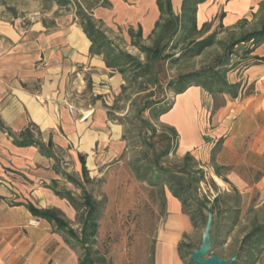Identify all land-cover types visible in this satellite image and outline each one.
Segmentation results:
<instances>
[{
	"label": "crops",
	"instance_id": "1",
	"mask_svg": "<svg viewBox=\"0 0 264 264\" xmlns=\"http://www.w3.org/2000/svg\"><path fill=\"white\" fill-rule=\"evenodd\" d=\"M107 1L111 7L93 11L99 25L122 26L127 21L129 31L139 25L142 37L152 35L160 17L157 0H129L132 6H125L124 0ZM209 1L198 7L199 30L206 22L202 7ZM91 46L75 15L24 27L0 21V264H79L65 236L55 233L47 220L36 218L28 206L59 210L74 220V207L55 193L57 188L75 197L76 190L63 163L58 165V153L72 160L78 176L73 179L83 183L107 173V166L126 149L123 127L110 119L107 109V100L121 90L124 79L107 68L104 55L91 54ZM252 50L226 74L235 95L190 87L175 97L160 123L175 131L180 156L191 155L196 169L207 171L219 193L238 192L243 203L254 198L261 206L264 62L255 59H264V44ZM240 61L250 65L243 68ZM69 105L91 108L94 114L79 123L68 112ZM27 130L44 152L14 142L22 141ZM165 197L167 215L158 231L154 264H184L178 246L194 227L168 189ZM33 220L38 224L31 226ZM261 259L258 264H264V252Z\"/></svg>",
	"mask_w": 264,
	"mask_h": 264
},
{
	"label": "rangeland",
	"instance_id": "2",
	"mask_svg": "<svg viewBox=\"0 0 264 264\" xmlns=\"http://www.w3.org/2000/svg\"><path fill=\"white\" fill-rule=\"evenodd\" d=\"M84 3L87 0H81ZM175 12L182 13V0H174ZM125 6H132L130 1ZM201 17L204 25L210 24L206 32L192 36L193 38L181 42L183 31L173 39L170 35L166 40L159 41V33L141 38L130 37V25L126 21L122 26L113 24L109 27L100 24L107 37L123 52L130 53L139 59L144 67L151 68L154 77L147 75L135 79L139 72L127 74L125 90L112 95L107 100L109 116L123 127V139L126 143L124 154L109 164L107 173L89 182H83L86 190L94 196L99 210V231L97 244L92 252L100 253L107 259V264H154L155 248L158 241V231L167 215L165 190L161 186H152L150 182H141L135 179L134 164L138 167H147L156 170L162 167L179 174L190 184L189 192L192 195L190 204L193 211L196 205H206L211 208L218 196H223L226 202L228 193H219L209 179L206 170L197 171L194 163L188 161L189 168L184 171V158L177 151V137L160 123L156 115L159 106L173 103L176 95L169 85L177 81L182 75L196 74L207 71L210 74H223L225 70L237 65V60L245 56L244 50L251 46L240 44L235 48L231 44L244 33L260 29L264 19V0H210L202 7ZM75 6L62 8L56 0H0V21L12 23L20 27L30 26L41 21L51 24L56 17L76 15ZM139 25L135 26L136 36ZM216 33V44L207 49L202 55L195 58L186 54V50L195 39H206ZM154 49L157 45L162 49L159 58L154 59L151 53H143L134 43ZM242 64V63H241ZM243 68L245 65H243ZM157 104V105H154ZM161 104V105H159ZM145 110L140 114L141 111ZM59 164L66 169L73 178H78L74 163L64 153H58ZM67 158V159H66ZM150 177V176H149ZM221 182V181H220ZM222 183V182H221ZM73 191L75 197L82 196V189ZM234 196L235 193H229ZM216 196V197H215ZM233 202V201H232ZM230 204L223 203L221 207ZM240 214L230 211L219 215L216 219L217 235L214 252L209 256L222 255L224 259L240 252L243 238L253 225L264 224V205L257 202L239 204ZM70 226L80 235L82 220L86 210L80 208ZM207 219L209 212L205 210ZM200 222L199 229H194L188 236L187 242L194 248L192 251L183 250L184 263L193 264L191 254L201 246L205 224ZM211 233V235H213ZM69 246L80 256L84 253L81 246L76 248L75 240L69 239ZM259 256L257 263L261 261ZM241 264H249L245 257Z\"/></svg>",
	"mask_w": 264,
	"mask_h": 264
},
{
	"label": "trees",
	"instance_id": "3",
	"mask_svg": "<svg viewBox=\"0 0 264 264\" xmlns=\"http://www.w3.org/2000/svg\"><path fill=\"white\" fill-rule=\"evenodd\" d=\"M58 5L62 8L70 7L72 5L75 6V12H76V18L78 19V23L80 26L83 27V30L87 36V38L91 41L92 46L90 49L91 54H98V55H104L105 62L107 68H111L114 72L119 73L124 81L127 79V74L131 72H140L139 74H136L135 79H138L139 77H145L152 74L154 77L151 68L144 67L142 63L139 61V59L135 58L133 55L127 52H123L121 49H119L112 40H110L105 31H103L102 26L99 25V23L94 20L93 18V11L95 8L103 7L108 8L111 7V3L107 0H87L84 3H82L81 0H56ZM129 1V0H124ZM208 0H183L182 2V13L180 16H177L174 12V9L172 8V0H157V7L160 11V17L158 21L155 23V29L152 32V35L159 33V41L166 40V36L170 35V38L173 39L177 34L183 31L185 32L181 37V42L188 41L192 39L194 35L204 33L209 28L210 24H206L202 27V29H198V23H197V14H198V7L201 4L206 3ZM130 37H142V28L139 27L138 32L135 36L134 30L131 29L129 31ZM216 33H212L208 36V38L203 39H195L189 46V48L185 51L187 55H189L192 58H195L196 56L202 55L207 49L214 46L216 42ZM251 43V47L256 48L260 45L264 44V19L262 23V27L260 29L252 30L251 32L244 33L239 39L234 41L231 44L232 48L237 47L240 44H249ZM134 46L139 48L140 51L143 53H151L152 57L154 59H157L160 57V55L163 53L162 49L159 48L158 45L154 49H149L144 46H142L139 42L134 43ZM250 47L246 48L244 50V54L249 55L252 53V50ZM244 59V58H243ZM257 60L263 61L264 59H255V62ZM243 64L245 67L249 66V62L247 61H240L238 64ZM238 66V65H237ZM237 66L231 67V69H227L223 74H210L207 71H201L196 74H188V75H182L180 76L177 81L171 82L169 85L174 89L175 95H181L184 91L189 89L193 86H200L202 87L207 93L211 94H236L234 93L235 87L229 85L227 82L226 74L230 71H233L237 68ZM127 87H123L122 89L125 90ZM157 105V104H154ZM161 105V104H159ZM173 103H168L167 105L159 106V110L157 111L156 115L158 117H162L163 115L167 114L171 108ZM145 110L140 112L143 113ZM0 128H3V125L0 121ZM171 130V129H170ZM171 132L175 135V131L171 130ZM22 137L24 139L22 141H17V145L20 147L27 148L28 146H34L41 150V152H44V147L41 145L40 142L35 141L32 138L31 133L29 130L27 132H24L22 134ZM188 161H192L194 163V168L196 169L198 165L194 162V159L191 155L187 154L184 157V171H187V168H189ZM212 163H213V157H212ZM134 173L137 179L141 182H150L152 186H161L163 190L165 188L168 189L170 194H173V196L178 199L184 208L185 214H187L190 217V220L193 224L194 229H199L200 222L198 221L201 219V222H204L205 227L208 223L207 215L205 214V209H208L206 205H196V210L193 211L191 208V198L192 195L189 192L190 184L187 183L186 179L184 180L182 177L179 176V174L172 172L171 170L164 169L162 167L157 168L156 170L150 169L147 167H138L136 164H134ZM215 170L217 173L220 171V168L215 166ZM83 173L86 176L87 175V169H83ZM199 171V170H197ZM150 176V177H149ZM68 180L74 185L77 186L78 189H82V196L80 198L74 197L72 193H69L68 191L61 190L55 188L56 195L68 199L71 206L74 207L75 210H80V208L85 209L87 212L82 220V229L80 232V235L78 232L73 228V226H70V223L66 220L64 214L60 212L59 210H39L36 207H34L32 204H29L28 208L30 212L33 213V215L36 218L45 219L47 220L54 228L55 233H62L65 236V240L67 244L70 246L71 240H75L77 242V245L73 246L76 248L81 246L84 253L79 256V264H107V259L104 256H101L100 253L92 252L93 247L97 244V235L99 231V210H98V203L94 199V196H92L84 187L83 183H78L73 178H68ZM85 182H89L87 179ZM227 198H229L226 202L230 205L228 207H221V204L226 205V202L224 201L223 196H218L211 208L209 209L210 212L214 215V224L212 227L211 233L213 234L214 229H217L218 223L216 222V219L219 217V215L223 213H227L230 211L233 214H240L241 209L239 208V204L241 203V195L236 192L234 196L228 194H225ZM233 201V202H232ZM213 245H212V252H214V248L216 245V239L217 235L213 234ZM188 236L184 238V241H182L178 246V251L180 253V257L184 262V256H183V250H190L192 251L194 248L187 242ZM240 252L234 254L238 255V258L234 264H241L240 261H242L245 257L246 261L249 264H258V258L261 256L264 252V224H257L253 225L250 232L246 234V236L243 238L242 245L239 248ZM190 254H192L190 252ZM222 257V255H219ZM231 256V257H233ZM224 258V257H222ZM193 263V262H192ZM109 264V263H108ZM185 264V263H184ZM195 264V263H193Z\"/></svg>",
	"mask_w": 264,
	"mask_h": 264
},
{
	"label": "water",
	"instance_id": "4",
	"mask_svg": "<svg viewBox=\"0 0 264 264\" xmlns=\"http://www.w3.org/2000/svg\"><path fill=\"white\" fill-rule=\"evenodd\" d=\"M209 212L208 223L203 233V239L201 246L195 249L191 254V260L195 264H234L238 255L231 257L230 259H224L219 255L209 256L213 245V236L211 235L212 227L214 224V215L209 209H205Z\"/></svg>",
	"mask_w": 264,
	"mask_h": 264
},
{
	"label": "built area",
	"instance_id": "5",
	"mask_svg": "<svg viewBox=\"0 0 264 264\" xmlns=\"http://www.w3.org/2000/svg\"><path fill=\"white\" fill-rule=\"evenodd\" d=\"M68 112H70L71 116L79 123L88 121L94 114V111L91 108L82 109V108H77L73 105H69ZM37 224H38L37 220L30 221L31 226H35Z\"/></svg>",
	"mask_w": 264,
	"mask_h": 264
}]
</instances>
